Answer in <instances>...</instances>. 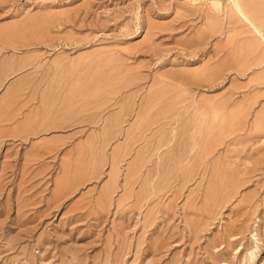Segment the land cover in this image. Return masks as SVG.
<instances>
[{"label":"rangeland","instance_id":"1","mask_svg":"<svg viewBox=\"0 0 264 264\" xmlns=\"http://www.w3.org/2000/svg\"><path fill=\"white\" fill-rule=\"evenodd\" d=\"M204 1L0 0V264H264V0Z\"/></svg>","mask_w":264,"mask_h":264},{"label":"bare ground","instance_id":"2","mask_svg":"<svg viewBox=\"0 0 264 264\" xmlns=\"http://www.w3.org/2000/svg\"><path fill=\"white\" fill-rule=\"evenodd\" d=\"M186 1H191V2H193V1H196V0H186ZM200 1V0H199ZM203 1V0H202ZM205 1H210L212 4L211 5H213L212 7H214V9H216V8H221V6L223 5L221 2L222 1H220V0H205ZM204 1V2H205ZM226 2L228 3H231V8L232 7H234L238 12H240V14L241 15H243L244 17H245V19H247L248 17L246 16V15H244V13H243V11H242V6H241V1L240 0H226ZM229 5V7H230V4H228ZM216 7V8H215ZM224 7V6H223ZM228 8V7H227ZM229 9V8H228ZM219 10V9H218ZM236 10H234V11H236ZM228 11V10H227ZM239 14V13H238ZM244 20V19H243ZM248 20V23L249 24H251L252 26L254 25V23L251 21V20H249V19H247ZM263 21V20H262ZM260 32L263 34V37H264V28H263V30H261L260 29Z\"/></svg>","mask_w":264,"mask_h":264}]
</instances>
